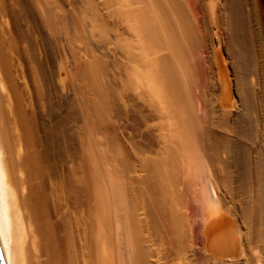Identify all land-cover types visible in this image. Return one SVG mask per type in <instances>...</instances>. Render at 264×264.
<instances>
[{"label": "bare ground", "instance_id": "obj_1", "mask_svg": "<svg viewBox=\"0 0 264 264\" xmlns=\"http://www.w3.org/2000/svg\"><path fill=\"white\" fill-rule=\"evenodd\" d=\"M190 1L0 0L4 264L254 263L238 246L240 229L223 226L232 181L222 141L207 126L235 110L220 101L211 53L222 43L210 37L230 32L232 11L223 0L215 10L208 4L209 26ZM249 6L257 59L264 0ZM48 38L61 50L54 66ZM237 53H228L233 67ZM233 69L232 93L247 98L251 74ZM254 187L243 214L256 238L264 185Z\"/></svg>", "mask_w": 264, "mask_h": 264}, {"label": "rangeland", "instance_id": "obj_2", "mask_svg": "<svg viewBox=\"0 0 264 264\" xmlns=\"http://www.w3.org/2000/svg\"><path fill=\"white\" fill-rule=\"evenodd\" d=\"M201 3H206V4H201ZM216 1V2H215ZM218 0H192L191 3H193L195 6H193V4H189L192 5L194 8H192V6H190L192 12H194L195 14H197L199 18H202L203 20H205V23L207 21V24H209V26H212L216 20L215 18V15H211V12L208 13L210 10V5L208 6V4H211L213 6V9H214V6H215V9L218 8V5L219 2L221 1H218ZM225 0H223V3H226L224 4L227 8V11L228 12H231L232 13H228V18H229V21H230V24H231V29H230V32L229 31H226L224 30V33L223 31L222 34L221 32H218L217 31L215 33V35L213 34L214 31L212 29L213 32H210V37H220L221 38V45L219 46L217 42H215L212 46V53H211V56H212V60H214V63H215V70L216 72L218 73V76L221 77V82H222V86L219 87V94H220V101H222V104L228 108L229 110L232 108L235 109L233 112H231V114L227 117V123H221L220 125V118H214V119H210V121H207L209 125L208 128H210V130L215 133V135H217L219 137V139L222 141L221 142V151H222V158H221V161L225 164H228V167H229V173H230V182L232 185L231 188L233 189H230V186H229V189L232 191H230L229 189V192H230V201H227V203H225V206L223 207V211L221 212L222 215L220 216L221 219H222V223H223V226L227 227V229H230L231 231L235 232V230H237L238 232V229L239 232L237 233V237L239 238V240L241 241L240 243H242V245L238 242V239H237V242H238V246H240L239 248L242 249V251L244 252L243 253V256H245L246 258H248V260L250 259L251 261V256H253L254 258V263H255V260L257 262V259H255V256L256 258H259L258 260H260L259 264H264V210H262L260 216H256L258 218H256V220L254 219V221L252 223L255 224L256 222V229H257V235L260 236H256V238H254V232L256 231L255 229L253 230L254 227H252L251 224V221H248V217L245 216L243 214L244 212V205L245 204H248L247 200H250V196H251V189H252V195H256L258 194L256 189L254 187L255 183H257V185H264V29L261 27V32H260V39L261 40V49L258 51L259 55L257 57V59H255L253 53H254V50H253V47H252V37L250 36L251 33H252V30H253V22H252V7L249 6L251 5V0H226V2H224ZM210 2V3H209ZM212 2V3H211ZM214 2V3H213ZM233 2V3H232ZM200 5L199 6V9L196 8V5ZM217 3V4H216ZM214 4V5H213ZM231 4V5H230ZM237 4V5H236ZM247 4V5H246ZM33 4H31L30 6V11L32 9H35L34 5L32 6ZM217 5V6H216ZM196 8V9H195ZM204 8V9H203ZM195 9V10H194ZM203 9V10H202ZM214 9V10H215ZM238 9H241V10H238ZM245 9V10H244ZM194 10V11H193ZM205 10V11H204ZM230 10V11H229ZM249 10V11H248ZM34 11L35 13L37 14L36 10H32L31 13H32V19L34 20V16L36 14H34ZM203 11V12H202ZM240 11V13H239ZM244 13V15H243ZM248 15H246V14ZM238 14V16H237ZM205 15V17H203ZM210 17H209V16ZM38 16V14L36 15V17ZM247 16V17H246ZM240 17V18H239ZM209 18V19H208ZM243 18V19H242ZM244 18H245V22H244ZM38 19V17H37ZM211 19V20H210ZM235 19V20H234ZM36 20V18H35ZM35 23L39 22V21H35ZM247 20V21H246ZM250 20V21H249ZM209 21V23H208ZM233 21V23H232ZM236 21V22H235ZM238 21V22H237ZM212 22V23H211ZM244 24H241L243 23ZM248 22V23H246ZM251 24V26L249 25ZM249 25V26H248ZM38 27L39 26V23L37 24ZM244 26V27H243ZM248 27V28H247ZM212 28V27H210ZM227 32V34H225ZM247 32V33H246ZM221 35H220V34ZM236 34V35H235ZM238 34V35H237ZM248 35V36H245ZM214 35V36H213ZM220 35V36H219ZM225 35V36H224ZM243 35V37H242ZM227 36V37H226ZM225 37V38H224ZM246 37V39H244ZM251 37V38H250ZM235 38V39H234ZM243 38V39H242ZM241 39V40H240ZM252 39V40H251ZM226 40V41H225ZM233 40V41H232ZM236 40V42H235ZM243 40V41H242ZM249 40L250 43H249ZM232 41V42H231ZM46 42L48 43V58H49V62L52 64L51 66H54L56 64V62L58 61L59 57H60V52L61 50L58 49L59 51H56L57 49V46L54 45V43H52L50 41V39L48 38L46 40ZM238 42V43H237ZM252 42V43H251ZM230 43V44H229ZM236 43V44H235ZM244 43V44H243ZM249 43V44H247ZM51 44H53L51 46ZM59 44H62V43H59ZM229 44V45H228ZM239 44H241L240 48L243 49H239ZM251 44V45H250ZM231 45H235V46H231ZM243 45V46H242ZM246 45V47H245ZM249 45V46H248ZM218 47V48H217ZM226 47V48H225ZM230 48V49H229ZM245 48V49H244ZM222 49V50H221ZM234 49V50H233ZM253 51V53L250 52V50ZM244 50V51H243ZM235 53V51L239 52L237 53L238 54V59L239 60H235V65L234 67L232 65H229L228 63H230V61H228L229 59L228 58V53H232V52ZM244 54H243V52ZM247 53H246V52ZM228 52V53H227ZM242 52V53H240ZM250 52V53H248ZM53 55H52V54ZM56 53L58 55H56ZM222 53V54H221ZM220 54V55H219ZM227 54V56H226ZM252 54V55H250ZM56 55V56H55ZM214 55V57H213ZM245 55V56H243ZM242 56V57H241ZM249 56L250 59H252V61L249 59ZM57 57V58H56ZM248 57V58H247ZM247 58V59H245ZM259 58V59H258ZM203 60L202 57H199L197 59H194V61H197V60ZM243 60V61H242ZM254 60V61H253ZM256 60V61H255ZM259 60V61H258ZM199 61V62H200ZM242 62V63H241ZM245 64H244V63ZM197 63V62H196ZM252 63V64H251ZM198 64V63H197ZM195 64V65H197ZM256 66H254V65ZM258 64V65H257ZM229 65V66H228ZM243 65V66H242ZM217 66V67H216ZM235 66L237 67V69L235 68ZM234 68V72H236L234 75L236 77H239L241 75L244 74V72H246V74L248 73V75L250 76V79H251V85L252 87L249 86V84L247 85V89H249V91L251 90V94L248 93V95L246 94L245 96H247V98L245 97L244 99L246 100L245 102H243V97L240 98L239 100L234 96V93H232V90L231 88L233 87L232 84L233 82L232 81V71L231 69ZM56 67H54V73L56 71L55 69ZM237 71H236V70ZM250 69V70H249ZM254 69V70H253ZM251 72L249 73L248 72ZM244 71V72H243ZM57 72V71H56ZM220 72V73H219ZM229 72V73H228ZM253 73V74H252ZM257 73V74H256ZM231 74V75H230ZM256 74V75H254ZM257 77V78H256ZM255 78V79H254ZM256 79H258V81H256ZM231 82V83H230ZM231 84V85H230ZM249 87V88H248ZM255 88V89H254ZM255 90V91H253ZM221 91V92H220ZM254 94V95H252ZM233 95V96H232ZM251 95H252V99L251 98ZM260 95V96H259ZM251 98V100H250ZM242 99V101H241ZM250 101H248V100ZM259 101H258V100ZM237 101V102H236ZM240 101V102H239ZM258 101V102H257ZM263 101V102H262ZM243 102V103H242ZM248 102V103H247ZM235 103V104H234ZM238 103V105L236 104ZM240 103V104H239ZM242 103V104H241ZM231 104V105H230ZM248 104V105H246ZM255 104V105H254ZM235 105V106H233ZM237 105V106H236ZM243 106V108L241 106ZM255 107H254V106ZM230 106V108H229ZM232 106V108H231ZM247 106V108H246ZM250 106V108L248 107ZM235 107V108H234ZM254 107V108H252ZM257 107V108H256ZM262 107V108H261ZM245 108V109H244ZM252 108V109H251ZM238 109H241V110H238ZM260 109V110H259ZM238 110V111H237ZM237 111V112H236ZM242 111V112H241ZM262 113H261V112ZM233 113V114H232ZM253 114V115H252ZM248 115V116H246ZM255 116V118H254ZM243 118V120H242ZM217 121H216V120ZM239 119V120H238ZM247 119V120H246ZM249 119V120H248ZM251 120V121H250ZM233 121V122H232ZM250 121V122H249ZM213 122V124H212ZM219 126H218V124ZM217 125H216V124ZM229 123V124H228ZM239 123V124H238ZM225 124V125H224ZM247 124V125H246ZM250 124V125H249ZM212 125L214 127H217V128H214L212 127ZM233 125V126H231ZM212 127V129H211ZM220 127V128H219ZM227 127V128H226ZM223 128V129H222ZM226 128V129H225ZM214 130V131H213ZM251 130V131H250ZM224 131V132H223ZM233 134H228L230 133ZM241 132V133H239ZM217 133V134H216ZM250 133V134H249ZM241 134V135H240ZM251 136V137H250ZM240 137V138H238ZM225 139V140H224ZM227 139V140H226ZM249 139V140H248ZM236 140V141H235ZM229 141V143H228ZM238 142V143H237ZM250 142V143H249ZM228 143V144H227ZM231 143V144H230ZM223 144V145H222ZM230 144V145H229ZM242 146H241V145ZM224 146L226 148H224ZM230 146V147H229ZM238 146V147H236ZM241 146V147H240ZM224 152L223 151V149ZM232 147V148H231ZM235 147V148H234ZM230 149V150H229ZM240 149V150H239ZM233 150V151H232ZM239 150V151H237ZM247 151V152H246ZM229 152H230V155H229ZM246 153V154H245ZM241 154V155H240ZM228 155V156H227ZM227 158V159H225ZM223 159L225 161H223ZM233 159V160H232ZM256 159V160H255ZM240 161V162H238ZM243 161V162H242ZM245 162V163H244ZM233 165V166H232ZM245 165V166H244ZM247 165V166H246ZM251 169V171H250ZM249 170V171H248ZM245 171V172H244ZM258 171V176L260 178L261 181H259L258 183V180H257V177L255 179H252L250 180L251 183L249 185V178H250V175H252L253 173L255 174V172ZM244 173V174H243ZM233 176V177H232ZM233 178V179H232ZM248 179V181L246 180ZM203 178L201 179V181L203 182ZM248 183H247V182ZM249 189V190H248ZM242 208V209H240ZM264 209V207H263ZM242 210V211H240ZM242 212V213H241ZM231 213V214H230ZM224 214V215H223ZM230 214V215H229ZM241 214H243L241 218ZM228 215V216H227ZM218 217L215 216V218ZM247 217V218H246ZM263 217V218H262ZM211 219H214V216L211 217ZM234 219V221H233ZM236 219V220H235ZM244 219V220H243ZM236 221V222H235ZM238 222V223H237ZM250 222V223H249ZM262 222V223H261ZM230 223V224H229ZM237 223V224H236ZM240 223V224H239ZM234 225L236 226L235 228ZM241 225V226H240ZM263 225V226H262ZM238 226V228H237ZM258 227V228H257ZM235 229V230H234ZM248 233V234H247ZM259 233V234H258ZM236 234V233H234ZM242 234L243 236H245L244 238H240ZM240 235V236H239ZM250 237V238H249ZM263 237V238H262ZM249 238V239H248ZM254 238V239H253ZM256 240V241H253V240ZM261 239V240H259ZM249 240V241H248ZM252 241V242H251ZM258 241V242H257ZM256 243H257V246H256ZM251 244V245H250ZM251 246V247H250ZM255 246V247H254ZM246 247V248H245ZM245 248V249H244ZM240 249V251H241ZM248 250V251H246ZM252 251V252H251ZM255 251V252H254ZM254 252V253H253ZM253 253V254H252ZM246 254V255H245ZM249 255V256H247ZM259 257H258V256ZM261 256V257H260ZM251 257V258H250ZM252 262V263H253ZM261 262V263H260ZM253 263V264H254ZM256 263V264H257Z\"/></svg>", "mask_w": 264, "mask_h": 264}, {"label": "water", "instance_id": "obj_3", "mask_svg": "<svg viewBox=\"0 0 264 264\" xmlns=\"http://www.w3.org/2000/svg\"><path fill=\"white\" fill-rule=\"evenodd\" d=\"M0 264H4L3 257H2V252H1V248H0Z\"/></svg>", "mask_w": 264, "mask_h": 264}]
</instances>
